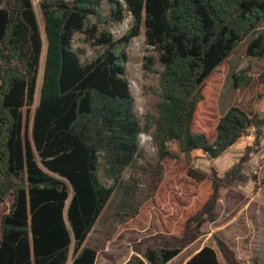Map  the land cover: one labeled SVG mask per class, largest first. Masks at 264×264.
Returning <instances> with one entry per match:
<instances>
[{"label":"trees","instance_id":"1","mask_svg":"<svg viewBox=\"0 0 264 264\" xmlns=\"http://www.w3.org/2000/svg\"><path fill=\"white\" fill-rule=\"evenodd\" d=\"M104 2L112 22L126 11L133 17L120 39L106 27ZM40 10L43 25L34 0H0V206L14 197L1 219L0 264H69L73 244L71 264H95L97 252L84 243L125 171L137 165L145 130L161 159L179 157L168 148L173 141L181 154L218 159L252 128L260 145L264 117L239 107L223 112L210 131L194 127L209 80L238 46L251 39L246 54L264 59V0H42ZM142 27L156 53L145 57L144 69L163 67L158 116L146 128L127 78V48ZM77 34L104 50L83 62ZM42 62L30 137L23 110L35 103ZM188 174L198 192L175 229L178 246L148 249L126 264L173 260L195 240L192 224H203L204 215L215 220L222 183L240 179L241 167L224 180ZM187 264L220 262L205 248Z\"/></svg>","mask_w":264,"mask_h":264},{"label":"rangeland","instance_id":"2","mask_svg":"<svg viewBox=\"0 0 264 264\" xmlns=\"http://www.w3.org/2000/svg\"><path fill=\"white\" fill-rule=\"evenodd\" d=\"M41 1L34 0V4L43 25ZM103 7L108 17L106 27L115 39L122 38L132 28L133 17L126 11L124 20L114 23L108 3L104 2ZM250 41L247 39L238 46L209 80L194 131L207 132L216 128L223 112L231 107L264 117V59L246 54ZM74 47L85 63L104 50L88 43L83 34L76 35ZM127 53V78L135 98V111L146 128L148 118L158 116L159 71L163 67L156 62L153 72L144 69L145 57L156 55L146 42L145 27H142L140 36L130 42ZM43 62L35 103L23 110L25 132L30 137L43 80ZM256 137L255 129H250L218 159H210L202 151L186 156L180 153L178 142L173 141L168 148L179 157L161 159L151 133L145 130L140 135L142 152L137 165L125 171L123 187L114 192L84 243V247L97 252L95 264H126L135 256L142 258L148 249L177 247L178 242L173 238L175 229L198 192L189 170L224 180L238 167H241V178L222 183L214 211L215 220L209 221L204 215L203 224H192L195 240L168 264H187L205 248L215 251L220 264H264V128L260 145H257ZM247 154L248 160L244 162ZM102 179L107 185L112 184L105 173H102ZM13 203L14 197L10 196L0 206V241L1 219ZM73 258L74 244L69 264Z\"/></svg>","mask_w":264,"mask_h":264}]
</instances>
